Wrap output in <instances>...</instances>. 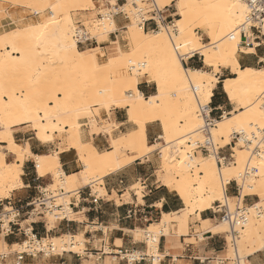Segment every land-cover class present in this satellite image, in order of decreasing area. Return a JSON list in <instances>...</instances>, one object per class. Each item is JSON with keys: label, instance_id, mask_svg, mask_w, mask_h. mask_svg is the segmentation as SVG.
<instances>
[{"label": "bare ground", "instance_id": "obj_1", "mask_svg": "<svg viewBox=\"0 0 264 264\" xmlns=\"http://www.w3.org/2000/svg\"><path fill=\"white\" fill-rule=\"evenodd\" d=\"M18 1L30 7L43 5V9L50 8L51 16H41L40 23L20 28L5 12L0 14V71L5 73L0 77V147L2 143L6 144L8 152L16 157V161L9 164L0 149V202L22 188V168L30 157L35 160L39 177L52 178L53 183L48 188L62 189L65 195H70L78 185L102 184L104 178L159 151L164 164V174L159 175V181L163 187L177 194L183 202V209L163 213L158 223L145 230L137 229L133 232L136 239L144 234L149 247L154 250L153 254L163 256L159 253L160 237L171 236L173 223L179 229L176 235L189 236V221L195 216L200 222L196 229L199 236L208 232L225 234L228 247L234 246L235 255L240 254L242 264H248V256L264 249V214L255 220L252 211L253 207L260 205L261 194L264 193V110L261 107L264 65L261 68H243L238 53L255 54V48L264 45V20L261 23L250 22L249 8L241 0H177L178 4L186 5L183 9L177 7L174 12L175 16L185 20V36H180L178 28L171 37L160 35L158 30L147 32L132 17L125 32L130 50L119 49L118 56L101 63L98 55L105 56L101 48L83 51L77 48L73 39L71 13L95 8L93 0ZM131 1L133 9L128 10V4L124 9L136 14L134 1ZM110 3L113 5L112 1ZM137 4L139 8L143 5ZM194 19L205 26L200 31L204 36L207 34L208 42L203 43V35H200V43L206 44L207 48L189 52L184 59L198 54L206 67L213 70L219 67L220 70L209 72L187 68L188 77L181 72L171 79L168 77V61L173 45L169 41L191 47L187 23ZM173 23L179 24V20L176 18ZM96 25L102 28L101 38H108L109 33L118 30L112 20ZM252 27L261 30L263 37L260 42L255 41ZM242 28L250 37L248 42L240 36ZM168 31H173L172 25L168 26ZM261 62L264 64V56ZM145 65L151 70V76L145 72ZM222 69H229L233 74L223 82V90L231 104L236 105V110L219 119L209 130V135L220 148L231 144L233 135L241 134V137L234 148L235 161L220 166L217 154L203 157L195 155L193 149L195 142L203 141L205 137V122L199 115V106L211 102L218 83L217 74ZM200 72L206 75H192ZM144 82L156 84L157 92L146 97L139 90V85ZM21 89L25 91L22 93ZM170 89L177 93L176 98ZM111 100L119 105L116 108L127 111L135 130L118 138H113L109 132L111 149L100 152L92 143L83 142L80 130L88 124L81 125L79 120L89 117L92 107L101 103L106 105ZM102 109L108 111V107ZM154 123L160 124L162 134L157 142L149 144L147 125ZM23 126L29 127L43 144L53 143L57 137L66 135L65 142L60 145L59 152L33 156L28 145L23 147L14 140V130ZM89 129L90 135L101 133L94 121ZM246 141L259 146V152L253 153V146L247 147ZM71 150L76 151L82 163V177L67 175L62 170L59 155ZM233 181L240 186V197L227 194V186ZM95 193L107 195L103 187ZM248 196L259 197L260 201L249 207L252 216L244 228L238 229L237 238L231 237L227 224H214L212 220L202 218V213L211 210L214 203L227 202L231 207L237 200L242 205ZM62 200L57 205L65 206L63 214L59 210L47 213L50 228L56 225L58 218L72 219L70 203H62ZM63 237L44 239V242L51 241L61 252L81 253L84 250L83 235ZM1 244L7 246L5 242ZM15 247L20 248L22 244Z\"/></svg>", "mask_w": 264, "mask_h": 264}, {"label": "crops", "instance_id": "obj_2", "mask_svg": "<svg viewBox=\"0 0 264 264\" xmlns=\"http://www.w3.org/2000/svg\"><path fill=\"white\" fill-rule=\"evenodd\" d=\"M100 1L102 0L95 1L98 8L101 7L99 5ZM111 1L109 0V2ZM120 1L118 5L124 4V0ZM121 19H123L121 16L115 18L118 30L122 27L120 24ZM261 56H264V52L256 49L255 54L248 56L247 54H241L238 56V60L243 68H258L262 63ZM183 66L202 70L206 68L202 57L198 54L184 59ZM232 77L233 74L229 69H222L217 74L218 83L213 91V97L210 102L212 109H221L227 115L234 112V108L223 90V82ZM154 85L156 86L154 83L144 82L139 85V90L148 97L155 94ZM214 115L218 117L220 112L215 111ZM129 120V115L126 110L114 107L113 120L110 121L116 125L113 133L118 134L127 131L130 123H132ZM88 129L85 127L81 131L83 142L92 143L100 152L111 149L109 134L90 135V129ZM161 134L162 131L159 123L147 125L149 144L157 142ZM13 137L19 145L23 147L28 145L33 156H47L60 150L59 145L54 142L49 144L39 142L35 134L27 126L15 129ZM5 147L6 144L2 143L0 149L6 156V162L9 164L14 163L16 157L14 154L8 152ZM223 153L226 154L228 151ZM59 158L62 170L67 175L77 174L82 177L83 169L81 171V168L83 166L76 151L62 152ZM146 163H150L149 158L138 160L123 170L104 178L101 187L106 190L107 195L105 196L95 194L92 186L81 188L79 194H75V197L70 202L73 212L72 216H75L74 219L72 218L70 220L67 218L58 221L53 228H50L49 223L43 218L39 221L33 220L34 224L32 228L34 233L42 239L49 238L52 234L55 237L66 235L77 236L82 234L85 239V250L83 254L66 251L51 257H44L43 255L35 258L26 257L22 264H127L124 260L114 259L113 255L118 248L123 250L134 249L142 253H147L149 244L147 246V242L136 240L133 232L137 229L145 230L143 227H149L154 224L153 222H158V220H161L163 213L182 210L183 202L177 194H174L162 185H158L157 180H151L155 175V167L153 164L147 165ZM22 170L23 174L21 179L23 186L13 191L10 198L15 200L17 207L24 209L25 204L33 198H36L39 195L40 189L44 188L47 184V177H39L33 157L25 160ZM139 182L143 183L142 188L144 192L142 194V200L136 192L131 190ZM232 184L234 183L231 182L228 184L227 194L229 193L231 197H235L237 195L236 187ZM126 194L129 196L126 200H123ZM116 197L119 199V203H117ZM202 218L215 221L218 217L212 212L207 211L202 213ZM25 224L27 223L24 222L23 225ZM194 224L195 226L191 227V230L194 227H200V222L197 218ZM171 236L160 237L159 253L163 255V259L159 264H215V258L226 256L228 244L225 234L205 233L203 239L197 244L186 243V237L184 236L179 241L176 239L171 241L169 240ZM23 239L24 237L21 234L11 235L3 240L0 238V243L5 242L7 247L10 248L13 245L14 247L20 245L19 243ZM118 241L120 244H117ZM107 248L109 252H106ZM42 257L48 258L47 261ZM261 260H264V249L247 257L248 264H259ZM7 263L12 264V260L9 259L4 264ZM141 264H150V262H143Z\"/></svg>", "mask_w": 264, "mask_h": 264}, {"label": "built area", "instance_id": "obj_3", "mask_svg": "<svg viewBox=\"0 0 264 264\" xmlns=\"http://www.w3.org/2000/svg\"><path fill=\"white\" fill-rule=\"evenodd\" d=\"M120 0H116V6L119 10L117 11L114 6L106 9L103 13L97 15V21L94 24H102L104 22H109L110 20L115 22V18L121 16L123 19L127 18V25L132 22V17L136 20V23L140 25L147 32H154L158 30V25L151 23L155 13L150 8H139L137 5L138 2L143 5H151L152 0H133L134 6L136 8V14H131L129 11L124 9V6L127 5L128 0H124L126 3L118 5ZM249 8V18L251 22L261 23L264 20V0H241ZM33 15L38 17L39 14L34 12ZM168 18L171 20L168 26L172 25L175 14L169 13ZM116 24V23H115ZM120 31L112 32L108 34V40L100 42L98 35L92 32L91 26H86L85 23L78 21L76 26L73 29V39L76 42L77 48L80 50H87L90 48L99 47L103 50V53H107V49L114 47L112 42L116 36L120 35L121 31H124L121 27ZM251 31L255 36V41L260 42V38L263 37L261 30L258 27H252ZM240 36H243L245 42H248L250 37L247 35L246 30L243 28L240 30ZM261 46L256 47L259 49ZM261 107L264 110V97L261 100ZM215 111H219L220 115L217 117L214 115ZM199 115L203 118L205 122V137L203 141H196L194 144V154L200 153L202 156H209L211 153L217 154L218 164L222 166L223 164H230L234 162V148L236 147L235 142H231L227 147H230V151L224 154L222 148L216 146L212 141L211 136L209 135V130L215 127L216 122L223 118L226 115L225 112L220 110H214L211 107V103L208 105L199 106ZM241 137V134H235L233 140H237ZM246 146H253L252 141H246ZM253 153L259 152V146H254L252 149ZM248 170L246 169V172ZM235 184L237 197H240V186L237 182L233 181ZM143 186V183H141ZM80 189L74 191V194H79ZM65 196V192L62 189L49 191L47 187L41 188L39 195L36 198H33L28 203L25 204L24 209L17 207L11 199H4L3 202H0V238L5 239L11 235L21 234L25 241L22 243V247L18 250H12L14 247L11 246L7 251L0 252V264L8 262L9 259L12 260V264H22L26 257L35 258L39 255L44 257H51L61 253L56 252V247L52 242H44V239L48 238H39L37 234L34 233L32 228L33 219L36 216H40L44 213L54 212L55 210L61 211L64 213L65 206H58L57 202L62 200ZM236 197V198H237ZM5 202V205L3 203ZM71 207V204L69 205ZM25 210V211H24ZM253 216L258 219L261 214L264 213L262 206L253 207ZM212 213L215 216H218L221 222L227 224L230 228V235L233 238H237L238 229H242L249 222L250 217L252 216L249 207L241 205L239 202L234 208H231L227 202H217L212 208ZM65 216L61 220H65ZM25 223V225H23ZM114 259L124 260L127 264H141L143 262H150V264H159L163 258L159 255L142 253L138 250H123L117 249L114 253ZM215 264H241V259L239 256L234 258L219 257L214 259Z\"/></svg>", "mask_w": 264, "mask_h": 264}, {"label": "rangeland", "instance_id": "obj_4", "mask_svg": "<svg viewBox=\"0 0 264 264\" xmlns=\"http://www.w3.org/2000/svg\"><path fill=\"white\" fill-rule=\"evenodd\" d=\"M96 0H93V2L95 3V8H90L89 10H86V11H74V12H72L71 13V15H72V18H73V20H74V25H73V29H74V27L76 26V24H77V22L78 21H81V22H83V23H85L86 24V26H91V29H92V32L94 33V34H96V35H98V39H99V41L100 42H102V41H107L108 40V38H105L104 39V37L103 38H101L102 36L100 35L99 36V34H100V32L102 31L101 29V26H98V25H95L94 24V22H96L97 21V15L99 14V13H103L106 9H108V8H111V6H113V5H111V3L109 2V0H105L104 2H102V1H100V3H99V5L101 6L100 8H98L97 7V4H96V2H95ZM123 3H126L125 1H123ZM128 5V10L130 9V10H132L133 8L131 7V5H132V1L131 0H128V3H127ZM45 9H43V5H39V7L37 6V7H30L29 5H27V4H25V3H20L18 0H0V14L2 13V12H5L4 14H7L13 21H14V23L18 26V27H20V28H29L30 27V25H32V24H37V23H40L41 22V16H44V17H49V16H51V10H50V8H47V7H44ZM44 10V11H43ZM103 11V12H102ZM127 11V10H126ZM34 12H37L38 14H39V16L38 17H35L34 15H33V13ZM174 13V12H173ZM177 18V16H175V18H174V20ZM96 20V21H95ZM92 22H93V24H92ZM0 24H1V19H0ZM93 26H92V25ZM95 25V26H94ZM171 26V25H170ZM126 31H121L120 32V37L121 38H123L124 36H126V33H125ZM0 35H2V30H1V28H0ZM106 35V34H105ZM200 35H203V33L200 31ZM256 35V34H255ZM101 39H104V40H101ZM202 42L203 43H207L208 42V39H204V35H203V40H202ZM115 47H118V49H116V48H114V47H111V48H108L107 49V53L105 54V56H100V54L98 55V58H99V61L101 62V63H105V62H107L108 61V58H112V57H116V56H118L119 55V49L121 50V51H129L130 50V45H129V43L127 42V44H124L123 42L122 43H120V44H118L117 46H115ZM260 52H264V45H261V47L258 49ZM83 51H86L85 49L83 50ZM101 52H103V50H101ZM242 53H238V56L239 55H241ZM258 54H259V52H258ZM248 56V55H247ZM262 57V56H261ZM263 63H261L259 66H258V68H261V67H263ZM209 69L210 68H208V67H206L204 70H206V71H209ZM209 72H211V71H209ZM0 77H2L3 75H5V73H3V72H1L0 71ZM153 84V83H152ZM155 86V85H154ZM11 88V85H9L8 86V89H10ZM13 88V87H12ZM17 91H19V90H17ZM21 91H22V93L25 91V90H23V89H21ZM156 91H157V89H156V86H155V89H154V93H156ZM176 92H175V95H173V97L174 98H176L177 96H176ZM233 108H234V111L236 110V105H234L233 104ZM91 119L89 118V117H87V118H82V119H80L79 120V123L81 124V125H85V124H88V126H83V127H81V130L80 131H82L83 129H85V127H87V129L89 128V127H91L92 126V124H93V121H94V124H96L99 128H100V131H101V133H99V135H108V134H110L111 133V135H112V137L113 138H118V137H120L121 135H123V134H126V133H128V132H130V131H132V130H134L135 129V126L134 125H132V123H130V126H129V129L127 130V131H125V132H123V133H118V134H114L113 133V130L116 128V125L114 124V123H112V122H107V123H110L111 125H112V127H110V128H108V132L107 131H104L103 130V128H104V124L103 123H101L100 121H98L97 120V117H96V112H97V107H92L91 109ZM100 112H101V117H100V120H104L105 119V117H104V113H107V110H105V109H100L99 110ZM226 116H229V115H226ZM94 119V120H93ZM93 120V121H92ZM91 121H92V123H91ZM91 125V126H90ZM214 128V127H213ZM28 129L30 130V128L28 127ZM89 130V129H88ZM110 130V131H109ZM105 132H107V133H105ZM110 132V133H109ZM205 133V132H204ZM204 133H203V135H204ZM208 133V132H207ZM207 133H205V134H207ZM110 136V135H109ZM235 135H233L232 136V138L234 137ZM64 137V138H63ZM62 138H56V140H55V142L54 143H56V144H58L59 145V147H60V145H63V143L65 142V137H66V135H64ZM109 139H111V136H110V138ZM163 141H159V143H162ZM232 142H235V143H237V140H233L232 139ZM155 142H152V144H154ZM216 146H219V147H221L220 145H216ZM248 147V146H247ZM254 147V146H253ZM261 150V149H260ZM225 151H230V147H224V148H222V152H225ZM158 152L159 151H156V152H154V153H152L151 155H148V156H146L145 158H143V159H141V160H145L146 158H149V160H150V163L149 164H147V165H154V167H155V175H154V177L151 179V180H153V181H158V185H161V182L159 181V175L160 176H162L163 174H164V164L162 163V159L160 158V155H158ZM193 152H194V149H193ZM234 153H235V151H234ZM178 155V154H177ZM195 155H201L200 153H195ZM202 156V155H201ZM235 156H236V153H235ZM235 156H234V161H235ZM203 157H208V156H203ZM227 165V164H226ZM82 169L83 168H81V171H82ZM173 173V172H172ZM253 179H255L256 178V176H253L252 177ZM46 185L44 186V188L45 187H47V189L49 190V191H55V190H59V189H55V190H53V189H51V188H48V185H51L53 182H52V178L51 177H47V179H46ZM94 185H92L91 184V186H92V189H93V192L95 193L97 190H98V188H100L101 187V183H93ZM233 186H235V184H232ZM81 186V187H80ZM90 186V185H89ZM81 188H84L82 185H78V187L77 188H75L76 190L78 189H81ZM97 189V190H96ZM131 190H133V192H136L137 193V195H138V197L140 198L141 196L140 195H142L143 194V192H144V189L142 188V186H141V183L139 182L138 184H136L134 187H132V189ZM172 192V191H171ZM174 194H176L175 192H173ZM96 194V193H95ZM228 195L231 197V195L228 193ZM100 196V195H99ZM129 195L128 194H126V196L125 197H123V200H126V198L128 197ZM75 197V194L73 193V194H66L64 197H63V200H62V203H64V201H67V202H71L72 201V199ZM235 197H237V195L235 196ZM10 198V197H9ZM11 200H12V202L15 204V205H17V203L15 202V200H13L12 198H10ZM246 199V200H245ZM245 199H244V202H243V206H245V207H251L252 205H254L255 203H257V202H259L260 201V199H259V197H256V196H248V197H245ZM4 200V199H3ZM3 200H1L2 202H3ZM116 200H117V203H119V199L116 197ZM261 203H260V206H262L263 207V209H264V200H261L260 201ZM238 203V201L237 200H235V201H233V203L231 204V208H234L235 206H236V204ZM3 205H5V202L3 203ZM214 205H215V203L213 204V206L212 207H214ZM233 205V206H232ZM208 212H212V209L211 210H209ZM264 214V213H263ZM47 213H44V214H41L40 216H36V217H34L33 219H31V220H36V221H39V220H41V218H43L47 223H48V220H47ZM72 216V215H71ZM218 217V216H217ZM72 218L74 219L75 218V216H72ZM196 220V218H195V216H193L191 219H190V221H189V236L188 237H186V243H193V244H197L198 242H200L202 239H203V235H202V237L201 236H197L198 234L196 233V229L198 228V227H194V229L193 230H191V227H193V226H195V224H194V221ZM255 220H258V219H256L255 218ZM58 221H61V218H58V219H56L55 220V222H58ZM160 220H158V222H159ZM158 222H153V223H158ZM221 221H220V219L219 218H217V220H215V221H213V223L214 224H218V223H220ZM148 227V226H147ZM147 227H143V229H146ZM228 230H230V228H229V226H228ZM179 231V229H178V227H177V225L175 224V223H173V225L171 226V232H172V236H171V238H169V240H171V241H173V240H177V241H179V239L181 238V237H178V234L176 235V233ZM195 231V232H194ZM79 235H82V234H79ZM78 236V235H77ZM52 237H55L54 236V234H52V236L50 235L49 236V240L52 238ZM59 237H61V236H59ZM62 238H64L63 236H62ZM49 240L47 241V242H49ZM137 240V239H136ZM139 240L140 241H144V242H147V246H148V241L146 240V238H145V235L144 234H142L141 236H140V238H139ZM23 241H25V238L22 240V242ZM21 242V243H22ZM46 242V243H47ZM51 242V241H50ZM84 244H85V242H84ZM239 246L237 245V248H238ZM18 248L19 247H13L12 248V250H18ZM150 247L148 246V253L149 254H153V252H154V250L153 249H149ZM8 249H10V248H8L7 246H3V244H1L0 243V252H3V251H7ZM84 250H85V248H84ZM84 250L83 251H81V253H79V254H83L84 253ZM66 251H68V250H66ZM56 252L57 253H61V250H59V248L56 246ZM106 252H109V250H108V248L106 249ZM226 256L228 257V258H234L235 257V252H234V246L233 247H228V245H227V252H226ZM239 257L241 258V264H242V260H243V258H242V256L239 254ZM43 259H46V261H47V259L48 258H44V257H42ZM161 258H163V256H161ZM7 264H11V263H7ZM109 264V263H108Z\"/></svg>", "mask_w": 264, "mask_h": 264}, {"label": "snow or ice", "instance_id": "obj_5", "mask_svg": "<svg viewBox=\"0 0 264 264\" xmlns=\"http://www.w3.org/2000/svg\"><path fill=\"white\" fill-rule=\"evenodd\" d=\"M112 4L115 7V9L118 11L119 8L116 6V0H112ZM141 8H150L155 15L153 16V19L151 23L154 25H158V31L160 35L168 34L170 37L175 33L176 29L178 28L180 36H185V20L181 19L180 17H177L179 20V24L172 23V32L168 31V25L171 23V20L168 18L169 13H173L176 11L177 7L183 9L186 7V5L182 2L179 4L177 3V0H152L151 5H141ZM127 18L121 19L120 24L123 28L124 31H127ZM205 26L203 24H198L197 20H192L187 23V30H188V37H191L190 44L192 45L189 47L188 44H184L182 42H174L170 39V43H172V49L171 53H174V55L170 56V60L168 61L169 67H168V77L171 79H175L176 77L179 76L181 72L184 73L185 77H188V69L186 67L182 68L181 62L182 60L188 56L189 52L195 53L199 49H206L207 45L200 43L201 41V36H200V29L204 28ZM110 30V29H109ZM107 31V30H106ZM118 32L120 30H117ZM186 37V38H188ZM106 38V36L104 37ZM204 39H207V34H205ZM129 38L127 36H124L121 38L120 36H116L114 38V41L112 42L114 45H118L120 43L127 44ZM183 50V51H181ZM226 64L227 61H224ZM219 67H216L214 70L209 69V71H214V72H219ZM145 72L148 74V76H151V70L149 69L148 65H145ZM192 75H206L204 72L200 73H193ZM158 80V78H157ZM209 81H211V77H209ZM159 82V81H158ZM172 95H175L174 90H169ZM211 95V93H208ZM119 105L115 100L109 101L106 105L101 103L97 105V112H96V117L97 120L100 121L101 123L104 124V131H107L108 128L112 127L110 123H107L109 121L113 120V108L118 107ZM103 107H108L107 113H104V120H100L101 117V112L99 111ZM94 127V126H93ZM225 183L227 182V175L224 177ZM261 199L264 200V193L261 194ZM259 264H264V260H261Z\"/></svg>", "mask_w": 264, "mask_h": 264}]
</instances>
